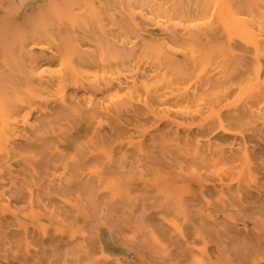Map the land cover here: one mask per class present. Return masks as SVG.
<instances>
[{"label": "rangeland", "instance_id": "374dc122", "mask_svg": "<svg viewBox=\"0 0 264 264\" xmlns=\"http://www.w3.org/2000/svg\"><path fill=\"white\" fill-rule=\"evenodd\" d=\"M135 2L0 0V85L22 80L17 64H4L7 57H20L19 39L47 32L73 44L57 13L66 17L73 6H105L128 25L127 10ZM236 3L240 8L258 5L255 0ZM76 12L85 16L83 7ZM94 45L92 40L87 47ZM49 48L38 44L33 53L48 58ZM229 54L239 77L246 51ZM128 119L125 115L123 122ZM107 120L98 117L92 130L100 133ZM51 124L65 128L62 117ZM226 124L227 130L206 125L196 149L194 142L169 148L159 159L132 152L127 161L118 159L87 182L81 165L66 167L50 154L45 128L22 135L29 172L0 155V197L22 216L30 235L27 239L18 228L13 212L0 208V264H264V102L229 115ZM124 131L121 124L113 127L114 134ZM209 140L221 151L234 147L232 167L203 165ZM27 182L37 185L33 201Z\"/></svg>", "mask_w": 264, "mask_h": 264}, {"label": "bare ground", "instance_id": "6f19581e", "mask_svg": "<svg viewBox=\"0 0 264 264\" xmlns=\"http://www.w3.org/2000/svg\"><path fill=\"white\" fill-rule=\"evenodd\" d=\"M136 1L127 10L128 25L105 6H73L66 17L57 13L73 44L43 32L19 39L20 57L5 59L18 65L22 80L0 85V155L23 173L29 167L21 136L40 128L51 139L50 154L66 167L81 165L87 182L132 152L159 159L169 148L194 142L196 149L206 125L227 130L229 115L264 102V0L249 8L236 0ZM81 7L84 17L76 12ZM38 44L50 47L48 58L33 53ZM234 49L246 51L239 77L229 59ZM57 117L64 129L48 126ZM98 117L111 119L100 133L91 127ZM120 124L125 131L114 134ZM205 148L204 166L232 167L234 147L221 151L209 140ZM26 191L33 201L37 185L27 182ZM0 208L13 212L28 239L22 216L3 197Z\"/></svg>", "mask_w": 264, "mask_h": 264}]
</instances>
